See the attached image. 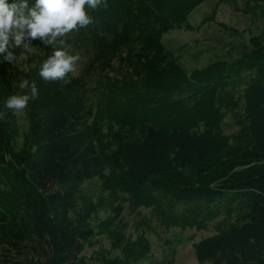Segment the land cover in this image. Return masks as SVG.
Listing matches in <instances>:
<instances>
[{
    "label": "trees",
    "instance_id": "trees-1",
    "mask_svg": "<svg viewBox=\"0 0 264 264\" xmlns=\"http://www.w3.org/2000/svg\"><path fill=\"white\" fill-rule=\"evenodd\" d=\"M206 1L102 0L55 38L79 57L63 80L38 75L55 41L0 64V264H143L150 243L128 239L125 205L165 228L215 223L196 264H264V35L190 71L161 42ZM224 2L264 21V0H211L212 13ZM22 79L38 95L18 143L3 104ZM101 238L109 249L86 257Z\"/></svg>",
    "mask_w": 264,
    "mask_h": 264
},
{
    "label": "rangeland",
    "instance_id": "rangeland-1",
    "mask_svg": "<svg viewBox=\"0 0 264 264\" xmlns=\"http://www.w3.org/2000/svg\"><path fill=\"white\" fill-rule=\"evenodd\" d=\"M246 0H236L239 9ZM211 0L197 7L188 17L191 31L184 29L171 30L162 37V44L171 51L174 56L180 57V63L188 70L200 69L211 62L231 59L237 55L242 44H247L251 36L264 35V21H251L243 13L226 2L217 6L212 13ZM218 2V0H216ZM79 67L74 66V73ZM17 128L19 131L18 143H21V135L26 131L27 124L23 110L16 112ZM260 145L264 150V137L258 136ZM126 224L125 234L130 241L136 240L143 234L150 243L147 252V261L143 264H196L193 248L194 244L201 240H209L216 233L215 223L196 230L190 228L174 229L161 226L150 210H140L132 213L125 205L124 217ZM141 226L139 225V223ZM99 244L87 248L85 256L90 257L101 246L108 250L109 242L98 239ZM129 242V241H128ZM250 246L256 247L250 243ZM252 250V247H247ZM255 250L257 255L264 258V244ZM256 248V249H257ZM254 252V253H255ZM118 255V252H112ZM91 264H97L92 261Z\"/></svg>",
    "mask_w": 264,
    "mask_h": 264
},
{
    "label": "clouds",
    "instance_id": "clouds-1",
    "mask_svg": "<svg viewBox=\"0 0 264 264\" xmlns=\"http://www.w3.org/2000/svg\"><path fill=\"white\" fill-rule=\"evenodd\" d=\"M102 0H0V64H9L16 59L14 49L20 48L24 54L31 55L34 51L30 41L37 37L45 45L55 41L59 47L40 64L39 77L44 81L63 80L66 74L74 70L77 55L69 54L64 41H56L57 36L65 34L77 27H84L91 22L89 10L96 9ZM23 94L9 95L3 106L13 114L26 108L29 102L38 95L34 83L27 79L19 82ZM3 113L0 112V116Z\"/></svg>",
    "mask_w": 264,
    "mask_h": 264
}]
</instances>
